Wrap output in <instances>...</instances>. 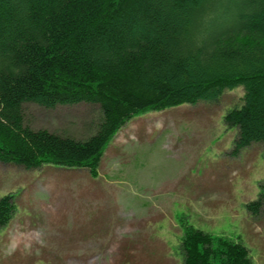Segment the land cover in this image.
<instances>
[{"label":"trees","instance_id":"16d2710c","mask_svg":"<svg viewBox=\"0 0 264 264\" xmlns=\"http://www.w3.org/2000/svg\"><path fill=\"white\" fill-rule=\"evenodd\" d=\"M243 86L233 153L264 150V0H0V160L97 176L115 135L151 110L216 100ZM90 102L102 119L76 140L25 123L24 103ZM261 200L248 204L257 211ZM0 198V226L13 217ZM183 264H254L240 241L180 220Z\"/></svg>","mask_w":264,"mask_h":264},{"label":"rangeland","instance_id":"374dc122","mask_svg":"<svg viewBox=\"0 0 264 264\" xmlns=\"http://www.w3.org/2000/svg\"><path fill=\"white\" fill-rule=\"evenodd\" d=\"M243 86L216 100L151 110L112 139L97 176L86 168L37 169L0 160V198L12 219L0 226V264H183L181 218L240 241L264 264V150L233 153L226 113L243 105ZM33 129L85 140L99 104L24 103ZM261 200L255 212L248 204Z\"/></svg>","mask_w":264,"mask_h":264}]
</instances>
